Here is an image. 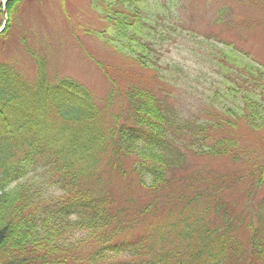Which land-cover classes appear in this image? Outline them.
Here are the masks:
<instances>
[{
    "label": "trees",
    "instance_id": "trees-1",
    "mask_svg": "<svg viewBox=\"0 0 264 264\" xmlns=\"http://www.w3.org/2000/svg\"><path fill=\"white\" fill-rule=\"evenodd\" d=\"M23 1L10 0L11 14ZM90 4L103 19L91 33L158 74L155 31L163 17L176 31L180 17L163 16L150 0ZM224 42L216 66L225 94L212 88L203 110L186 112L168 102L170 90L127 85L129 104L111 127L75 79L50 78L43 65L28 81L0 64V264H264V164L237 134L245 125L264 131V66ZM222 155L239 166L211 177L193 165ZM31 170L37 182L9 188ZM237 186L244 200L229 197ZM56 187L60 197L47 193ZM137 194L149 196L144 205ZM160 204L169 205L163 224L124 238Z\"/></svg>",
    "mask_w": 264,
    "mask_h": 264
},
{
    "label": "rangeland",
    "instance_id": "rangeland-1",
    "mask_svg": "<svg viewBox=\"0 0 264 264\" xmlns=\"http://www.w3.org/2000/svg\"><path fill=\"white\" fill-rule=\"evenodd\" d=\"M150 3L152 8L160 7L163 16L173 13L180 17L182 25L179 21L176 31H171L175 30L170 27L172 23L163 17L155 31L154 40L159 42L161 51V56L160 51L157 54L161 57L157 60L158 74L143 66L137 56L114 48L91 33L103 27V19L94 11L90 0H24L12 15L8 0V20L0 35V61L34 78L36 60L44 59L51 77L80 81L103 104L106 127L113 125L114 116L127 102L119 95L108 100L114 89L113 81L121 88L130 84L163 87L172 92L168 102L186 112L203 110L206 106L201 99L212 95V88L217 87L225 94L227 80L218 71L221 67L216 66L220 52L216 54L208 49L207 41L215 39V35L237 44L264 66V0H162L161 3L150 0ZM224 8L229 12L221 23L217 14ZM4 18L5 15L0 16V22ZM33 54H37L35 59ZM219 99L225 100V97L221 95ZM237 134L246 153L264 164V131L245 125L239 127ZM193 159V165L211 177L239 166L226 155ZM116 183H120L119 178H115V188ZM228 193L233 200L245 199L241 186L233 187ZM260 193L264 194V183ZM166 216L160 210L154 220L162 222Z\"/></svg>",
    "mask_w": 264,
    "mask_h": 264
}]
</instances>
